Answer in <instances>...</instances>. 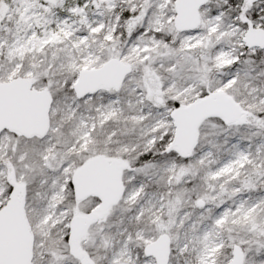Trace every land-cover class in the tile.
<instances>
[{
	"label": "snow or ice",
	"instance_id": "obj_1",
	"mask_svg": "<svg viewBox=\"0 0 264 264\" xmlns=\"http://www.w3.org/2000/svg\"><path fill=\"white\" fill-rule=\"evenodd\" d=\"M0 264H264V0H0Z\"/></svg>",
	"mask_w": 264,
	"mask_h": 264
}]
</instances>
